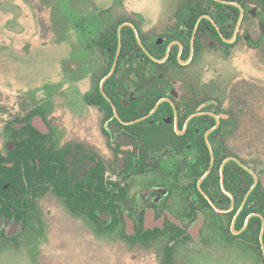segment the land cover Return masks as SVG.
Returning a JSON list of instances; mask_svg holds the SVG:
<instances>
[{
	"label": "flooded vegetation",
	"instance_id": "flooded-vegetation-1",
	"mask_svg": "<svg viewBox=\"0 0 264 264\" xmlns=\"http://www.w3.org/2000/svg\"><path fill=\"white\" fill-rule=\"evenodd\" d=\"M174 1L156 36L134 10L139 21L111 30L76 23L78 51L65 38L63 114L41 100L4 124L0 264H52L20 254L50 228L129 246L163 238V264L174 252L194 261L193 246L197 257L215 247L264 264L260 136L252 143L235 102L232 113L221 108L192 78L211 54L261 49L264 0Z\"/></svg>",
	"mask_w": 264,
	"mask_h": 264
},
{
	"label": "rangeland",
	"instance_id": "rangeland-1",
	"mask_svg": "<svg viewBox=\"0 0 264 264\" xmlns=\"http://www.w3.org/2000/svg\"><path fill=\"white\" fill-rule=\"evenodd\" d=\"M175 5L174 0H0V104L5 108L0 113V150L4 151L7 138L4 124L17 114H26L41 100H47L53 114H63L61 73L68 53L65 38L70 36L78 51L80 27L76 23L89 22L91 29L111 30L116 21H139L134 10L145 17L139 21L143 29L156 36L160 14H173ZM99 15L106 18H97ZM210 57L206 64L197 66L192 77L200 86V95L219 98L223 109L233 102L237 106L241 96L251 100L253 114L249 108L245 110L243 126L252 143L260 136L264 169V42L260 50L242 43L227 55ZM72 233L50 228L39 241H27L20 254L50 256L52 264H163V238L146 247L105 237L95 239L86 230ZM185 250L194 261H185L186 257L174 252L172 264H258L238 261L232 257L237 253L218 252L215 247L205 250L207 258L197 257L202 254L198 246Z\"/></svg>",
	"mask_w": 264,
	"mask_h": 264
},
{
	"label": "trees",
	"instance_id": "trees-1",
	"mask_svg": "<svg viewBox=\"0 0 264 264\" xmlns=\"http://www.w3.org/2000/svg\"><path fill=\"white\" fill-rule=\"evenodd\" d=\"M250 99L246 96H241L240 101L237 102V110H234L235 114H245V110H247L249 108V112H251V114H253V110L250 106ZM5 108L0 104V113L4 112ZM227 111H230L232 113V110L229 108ZM263 120H264V114H261ZM254 117L256 118V116L254 115ZM263 128H264V124H263ZM264 142V141H263ZM170 250L168 249L166 254L167 257L170 256Z\"/></svg>",
	"mask_w": 264,
	"mask_h": 264
},
{
	"label": "water",
	"instance_id": "water-1",
	"mask_svg": "<svg viewBox=\"0 0 264 264\" xmlns=\"http://www.w3.org/2000/svg\"><path fill=\"white\" fill-rule=\"evenodd\" d=\"M263 179H264V175H263Z\"/></svg>",
	"mask_w": 264,
	"mask_h": 264
}]
</instances>
